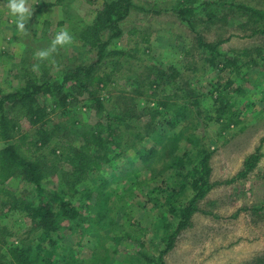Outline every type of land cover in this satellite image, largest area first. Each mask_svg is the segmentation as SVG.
Wrapping results in <instances>:
<instances>
[{
	"label": "rangeland",
	"instance_id": "1",
	"mask_svg": "<svg viewBox=\"0 0 264 264\" xmlns=\"http://www.w3.org/2000/svg\"><path fill=\"white\" fill-rule=\"evenodd\" d=\"M106 1L110 0H27L28 6L33 9V15L26 24L27 30L20 32L15 18L5 7L7 0H0L1 92L7 94L16 91L28 76H46L51 81L60 80L77 64L96 61L97 51L82 45L78 33L94 21L97 12ZM206 1L215 3L213 6L216 18L212 21L207 16ZM180 3H183L181 6L196 7L195 14L188 17L196 22V31L191 29L186 19L180 17L177 6ZM243 4L264 10V0H193L191 2L133 0L131 13L122 23L123 34L109 42L106 56L99 62L98 72L114 73L108 87L100 92L105 109L123 114L131 103L132 96L136 98L134 101L138 103L136 107L139 110L145 106L156 108V101L146 99L144 96L138 97L134 92L138 85L144 84L141 91L148 88V82L153 78L164 82L158 89L154 86L164 97L177 98L175 93L178 91V94H182L183 90L178 88L185 87L184 81H188L192 87L201 92L211 91V82L217 80L218 71L209 70L207 65L205 70L201 69L200 52L196 44L198 33L208 41L225 39L220 46L222 51L264 46V32H254L257 24L251 19L256 17L250 18L244 10H239V6H244ZM262 21L264 22V18ZM61 29H67L72 33L73 43L59 48L48 60L37 59L34 53L47 48L56 32ZM111 33L107 31L103 37L106 39ZM113 50H119L121 53L113 54ZM116 61L119 64H114ZM194 64L199 68L197 71L189 69V66ZM37 65L38 70L35 67ZM154 66L159 70L172 71L177 74V79L174 78L173 81L166 74L163 78L156 74L152 76L155 71L151 69ZM135 71L138 78L144 80L142 83L137 82ZM257 72L250 70V74L254 77L257 76ZM258 81L255 84L250 82L245 84L249 89L248 92L253 91L256 84L262 82ZM251 95L252 93L250 97ZM252 97H255L254 94ZM241 98L242 96L239 95L235 98V102L238 103L236 108L244 107L242 121L226 130H222V126L215 120L207 118L206 114L199 117L195 111L176 127L162 125L165 118L171 116V112L157 116L155 119L153 117V120L152 116L150 119V114L146 113L138 119L139 126L144 125V120L152 121V126L157 125L163 132L167 130V136L174 134L178 128H182L186 136L194 132L198 137H204L203 143L211 152V181L215 185L200 201L199 210L192 216L191 224L176 236L174 247L164 256L166 264H258L261 259L264 264V209L259 208V204L264 202V102L256 97L254 105L249 108L245 107ZM204 100V105L212 104L208 97H204ZM44 101L47 111L51 112L47 117L49 128L60 122L61 126L56 134L64 135L65 132L70 134L66 138L71 140L73 148L64 149L66 152L75 148L77 140H72L75 132L87 130L88 126H94L100 120L98 111L91 106L87 95H77L66 109L54 111V98L46 96ZM7 105L6 103L3 110L5 113L8 112ZM211 109L213 111L214 107ZM17 116L20 119V127L14 132L11 141H19L20 136L32 138L38 126L31 125L22 112ZM63 125H67L68 128ZM65 142L67 143V140ZM142 142L148 147L156 145L149 137L144 138ZM186 143L185 138L180 141L184 147ZM5 144L6 141L0 137V149ZM27 147L28 145H21L23 149ZM53 148L54 141H51L36 154L41 157L49 170H53L55 166L58 169L69 170L71 167L69 162L61 159L62 149H57L54 153ZM258 148L262 152L260 161L248 175L241 176L240 173L245 169L246 158ZM24 154L31 152L27 151ZM32 158H35V155ZM125 158L129 159L128 156ZM167 161L170 162L169 157L157 158L154 167L159 169ZM133 162L134 160L131 163ZM135 162L138 163L137 160ZM119 172L116 170L114 174L109 175V178L113 181V186L122 184L124 188V179L118 177ZM183 172L185 173L186 170ZM149 173L146 171V175L142 174L140 177L143 179L146 176L148 179ZM57 177L56 174L50 175L44 180V186L55 190L58 185ZM176 179L175 170L169 169L162 175L161 180L156 182L148 180L150 183L143 188L144 193H139L140 198L131 201L129 196L125 195L118 203L117 211H113L110 216H114L117 224L101 228L100 237L83 229V231L78 229L76 232L66 230L67 236L63 240L64 253L69 255L72 250L74 257L87 259L88 264H132L130 262L133 261L137 249H141L140 242L144 240L147 242V238L151 236L149 227L146 230L147 238L143 237L139 230L141 227L150 226L157 213V210L152 209L153 201L147 203V200L155 193L159 198L160 192L156 190L158 186L172 190ZM3 186L17 198L39 202L38 192L22 177H15ZM166 195L167 193L160 194L163 198ZM4 198V194L0 193V216ZM4 221L13 233L28 235L21 231L26 230L30 222L23 215L19 217L12 215L1 222ZM115 236L119 237V240L115 239ZM8 239L16 242L19 237L9 236ZM153 240L154 244L160 242L158 237ZM99 243L101 246L98 245ZM154 244L147 243L146 250L158 254L159 251ZM97 246L98 254L94 258V250ZM1 252H4V247ZM127 259L129 262L126 261Z\"/></svg>",
	"mask_w": 264,
	"mask_h": 264
},
{
	"label": "trees",
	"instance_id": "2",
	"mask_svg": "<svg viewBox=\"0 0 264 264\" xmlns=\"http://www.w3.org/2000/svg\"><path fill=\"white\" fill-rule=\"evenodd\" d=\"M205 3L208 19L212 21L216 18L213 6L215 3L213 1ZM182 4L177 5L180 17L186 19L191 29L196 31V22L188 18L195 14L196 7L181 6ZM132 5L133 0L106 1L97 12L94 21L80 30L78 35L82 45L97 51L98 58L93 63L77 64L60 80L51 81L46 76H28L27 79L24 78V84L14 92L3 94L0 89V137L6 141L5 146L0 149V193L5 197L0 220H6L12 215L16 217L23 215L30 221L26 230L19 229L28 234L27 236L13 233L6 221L5 223L0 221V264H88L87 259L74 257L72 250L69 255L64 253L63 240L67 236L66 230L76 232L83 229L100 237L101 228L117 224L114 216H110L113 211H117L116 207L125 195H128L131 201L140 198L139 193H144L143 188L150 183L148 180L155 182L161 180L167 170L173 169L177 174L173 189L158 186L156 190L160 194L167 193L166 197L163 198L159 194L158 198L155 193L147 200V203L153 201L152 209L157 210V213L150 226L141 227L139 233L147 238L146 230L149 227L151 236L147 238V242L145 240L140 242L141 249H137L133 261L130 262L166 264L164 256L174 247L176 236L191 224L192 216L199 210L200 201L215 185L211 181V152L203 143L204 137L200 138L194 132L186 136L182 128H178L174 134L167 136V130L163 132L157 125L152 126V121L144 120V125L139 126L138 119H141L139 117L149 113L150 119L152 116L153 120V117L155 119L171 112V116L165 118L162 125L176 127L195 111L199 117L206 114L207 118L215 120L222 126V130H226L242 121L244 107L236 108L238 103L235 102L239 95L242 96L241 101L245 103V107H252L256 97L264 102V46L222 51L220 46L225 39L208 41L198 33L196 44L200 52L201 69L205 70L208 66L209 70L218 71L217 80L211 82V91L201 92L188 81H184L185 87L178 88L183 90L182 94H178L177 91L175 93L177 98L164 97L156 90L164 82L153 78L148 82V88L141 91L144 84L138 85L134 92L138 97L144 96L146 99L156 101V108L145 106L139 110L136 107L138 103L134 101L136 98L132 96L131 103L123 114L106 110L100 92L108 87L114 73L98 72V66L101 59L106 56L109 42L123 34L122 23L130 15ZM239 10H244L250 18L256 17L251 19L257 24L254 32H264L263 9L244 5L239 6ZM107 31L112 33L105 39L103 34ZM112 53L120 54L121 51L113 50ZM114 64L119 62L116 61ZM189 69L197 71L199 68L194 64L189 66ZM251 69L258 71L257 76L250 74ZM151 70L155 71L152 76L156 74L163 78L166 74L173 81L177 79V74L172 71L159 70L155 66ZM136 74L135 71L134 75ZM136 76L137 82L144 81ZM257 80L262 82L256 84L253 91L248 92L245 84L249 82L255 84ZM250 93L255 97L252 95L250 97ZM82 94L88 96L91 106L98 111L100 120L96 125L88 126L87 130L75 132L72 138L77 140L75 148L66 152L64 149L73 148L71 140L66 138L70 134L67 132L64 135L56 134L61 126L60 122L49 128L47 117L51 112L47 111L44 98L46 96L54 98V111L66 109L77 95ZM204 97H208L212 104L204 105ZM6 103L7 113L3 112ZM211 107H214L213 111ZM20 112L24 113L31 125H37L38 128L32 138L20 136L19 141L13 142L11 139L14 138V132L20 127V119L17 116ZM64 127L68 128L67 125ZM129 131L130 133H127ZM146 137L156 145L148 147L142 142ZM183 138L187 141L185 147L180 144ZM51 141H54V153L57 149H62L61 159L69 162L71 165L69 170L58 169L56 166L49 170L36 154ZM21 145L28 147L23 149ZM27 151L31 154H24ZM33 155L35 158H32ZM161 157H169L170 162L167 161L161 168L156 169L155 160ZM261 157L262 152L258 148L246 158L245 169L240 175H248ZM116 170L120 171L118 177L124 179V188L122 184L112 185L113 181L109 175L114 174ZM146 171L150 172L148 179L146 176L142 179L140 175H146ZM54 174L58 176V185L55 190H50L44 186V180ZM15 177H22L34 187L39 195L38 203L17 198L3 186ZM163 207L166 209H162ZM259 208L264 209V202L259 204ZM9 236H17L19 240L11 241L8 239ZM155 237L160 241L157 244H154ZM115 239L119 240V237L115 236ZM147 243L154 244L159 251L158 254L146 250ZM98 245L101 246L100 243ZM2 247L4 252H1ZM94 252L96 258L98 246ZM126 261L129 262V259ZM262 263L261 259L258 264Z\"/></svg>",
	"mask_w": 264,
	"mask_h": 264
},
{
	"label": "clouds",
	"instance_id": "3",
	"mask_svg": "<svg viewBox=\"0 0 264 264\" xmlns=\"http://www.w3.org/2000/svg\"><path fill=\"white\" fill-rule=\"evenodd\" d=\"M5 7L8 9L9 14L15 18L17 29L20 32H25L27 30L26 24L33 15V9L28 6L27 0H7ZM73 40L74 37L69 30L61 29L56 32L50 45L47 48L37 50L34 56L39 60H48L59 48L70 46ZM35 67L38 70L39 66Z\"/></svg>",
	"mask_w": 264,
	"mask_h": 264
}]
</instances>
